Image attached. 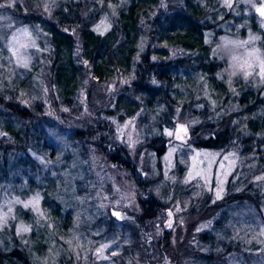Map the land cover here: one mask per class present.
<instances>
[{"label": "rangeland", "instance_id": "rangeland-1", "mask_svg": "<svg viewBox=\"0 0 264 264\" xmlns=\"http://www.w3.org/2000/svg\"><path fill=\"white\" fill-rule=\"evenodd\" d=\"M0 5L2 87L34 77L29 95L19 92L2 106L7 119L13 117L10 102L26 108L29 118L0 123V148L8 151V177L4 183L0 178V264H264V179L252 178L240 200L226 199L241 163L237 149L193 147L190 123L182 120L162 157L147 152L135 119L120 122L105 114L120 84L88 80L80 103L66 107L53 93L47 68L33 63L37 34L17 22L21 15L48 16L53 0H37L32 8L25 0ZM256 22L246 23L243 34L228 29L223 36L233 72H243L244 61L255 65L256 56L264 60L259 13ZM225 40L248 43L224 46ZM259 71L255 66L251 74ZM10 88L4 91L12 97ZM180 125L187 131L178 139ZM120 148L136 180L120 166ZM166 179L188 191L164 192Z\"/></svg>", "mask_w": 264, "mask_h": 264}, {"label": "trees", "instance_id": "trees-1", "mask_svg": "<svg viewBox=\"0 0 264 264\" xmlns=\"http://www.w3.org/2000/svg\"><path fill=\"white\" fill-rule=\"evenodd\" d=\"M36 1L25 0L28 8ZM259 4L255 0H232L231 7L225 6V0H53L48 16L21 15L17 22L37 34L33 63L47 68L53 93L66 107L80 103L88 80L120 84L105 114L120 122L135 119L147 152L162 157L168 149V133L182 120L190 123L193 147L237 149L242 171L238 167V173L231 175L226 196L233 202L252 189V178L264 175V77L253 73L245 78L242 71L233 72L222 40L228 29L243 34L246 23L254 27ZM257 34L264 41V32ZM33 80V75L19 79L18 86L8 87L16 95L9 97L0 78V123L16 116L28 122L26 108L10 102L6 108L13 117L7 119L2 106L19 92L29 95ZM5 128L13 133L9 125ZM30 130L26 129L25 140ZM19 137L17 142H23ZM7 154L0 148L2 183L8 177ZM120 155V166L136 180V170L122 148ZM165 184L164 192L186 194L189 188L186 184L174 188L167 179Z\"/></svg>", "mask_w": 264, "mask_h": 264}, {"label": "snow or ice", "instance_id": "snow-or-ice-1", "mask_svg": "<svg viewBox=\"0 0 264 264\" xmlns=\"http://www.w3.org/2000/svg\"><path fill=\"white\" fill-rule=\"evenodd\" d=\"M8 6H11V5L9 4ZM225 6L231 7L232 6L231 5V0H225ZM0 7H4V5H0ZM255 10H256V12H258L261 15V17H264V6L257 7ZM247 43H248V41L236 42V41L225 40V45L224 46H227L229 44H235V45H238V46L242 47L244 44H247ZM255 54H256L255 50L253 51V53H250V55H255ZM232 59H233L234 62H237L239 58L233 57ZM255 66L259 67V69H260L259 74L262 77H264V60H260L259 56H256V64L255 65L250 63V62H248V61H244L243 63L239 64L240 69L243 70V74H244L245 78H247L249 75H251V70H253ZM186 131H187V129L185 128V126L184 125H180V127H179V129L177 131V134H176L177 138L178 139L182 138L179 135V133L180 132H186ZM168 135L171 136V135H173V133L169 132ZM197 175H199V173H197ZM260 179H264V178H260ZM25 206L27 207L28 205H25ZM22 230L23 231H27L26 228L22 229Z\"/></svg>", "mask_w": 264, "mask_h": 264}, {"label": "water", "instance_id": "water-1", "mask_svg": "<svg viewBox=\"0 0 264 264\" xmlns=\"http://www.w3.org/2000/svg\"><path fill=\"white\" fill-rule=\"evenodd\" d=\"M113 213H114V215L117 216V217H120V216H121L120 212H118V211H114Z\"/></svg>", "mask_w": 264, "mask_h": 264}]
</instances>
